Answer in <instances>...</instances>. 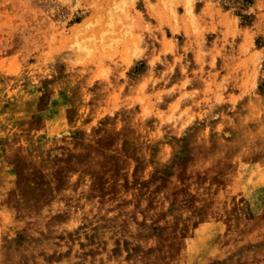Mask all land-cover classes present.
Segmentation results:
<instances>
[{"label": "rangeland", "instance_id": "rangeland-1", "mask_svg": "<svg viewBox=\"0 0 264 264\" xmlns=\"http://www.w3.org/2000/svg\"><path fill=\"white\" fill-rule=\"evenodd\" d=\"M0 264H264V0H0Z\"/></svg>", "mask_w": 264, "mask_h": 264}]
</instances>
